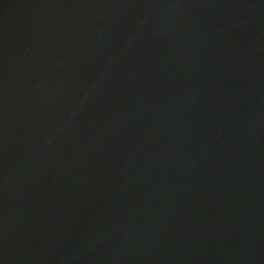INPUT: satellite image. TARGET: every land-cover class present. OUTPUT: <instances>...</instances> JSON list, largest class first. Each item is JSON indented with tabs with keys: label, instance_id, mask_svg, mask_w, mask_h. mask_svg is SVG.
I'll use <instances>...</instances> for the list:
<instances>
[{
	"label": "water",
	"instance_id": "water-1",
	"mask_svg": "<svg viewBox=\"0 0 264 264\" xmlns=\"http://www.w3.org/2000/svg\"><path fill=\"white\" fill-rule=\"evenodd\" d=\"M0 264H264V0H0Z\"/></svg>",
	"mask_w": 264,
	"mask_h": 264
}]
</instances>
